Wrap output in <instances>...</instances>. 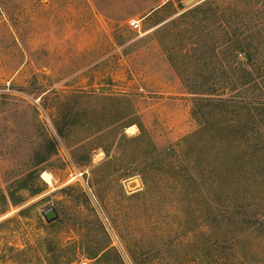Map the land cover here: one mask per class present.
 <instances>
[{"label":"rangeland","instance_id":"374dc122","mask_svg":"<svg viewBox=\"0 0 264 264\" xmlns=\"http://www.w3.org/2000/svg\"><path fill=\"white\" fill-rule=\"evenodd\" d=\"M188 1L0 0V264H264V0Z\"/></svg>","mask_w":264,"mask_h":264},{"label":"trees","instance_id":"16d2710c","mask_svg":"<svg viewBox=\"0 0 264 264\" xmlns=\"http://www.w3.org/2000/svg\"><path fill=\"white\" fill-rule=\"evenodd\" d=\"M216 2V0H207L206 2H204L203 4H202V6H200V7H198V8H195L194 10H191L189 13H191V14H194V13H201L202 12V10H203V8H206V10L208 11V12H212L213 11V6H214V4H216L215 3ZM168 4V3H167ZM167 4H165L164 6H162V8H164ZM237 45H235V47H236ZM234 47V48H235ZM240 46H238V48L236 49L237 51H241V49L239 48ZM248 56V60H250L251 59V55L249 56V54H247ZM263 91H264V88H263ZM205 101H207L208 103H211V101L210 100H201V102H200V106H201V104L202 103H204ZM219 103H220V106L219 107H215V109H221V111H218V113H219V115L221 114V115H223V116H225L226 115V112H227V109L229 110V109H232V105H229V103H228V101H225V100H219L218 101ZM199 106V107H200ZM199 107H197L198 109H199ZM235 107V106H234ZM262 111H264V106L262 107V109H261ZM197 110L194 108L193 109V114L194 115H197L196 112ZM199 111H201V109H199ZM202 112V111H201ZM203 113V112H202ZM138 123H136V122H133V120H131V122L129 123V126H134V125H137ZM138 126H139V128H140V130H141V132H142V135L144 134L143 132H145V130H144V128H143V126L141 125V124H138ZM196 135H194V136H192V137H195ZM145 138L146 137H144V140H145ZM137 140H139V138H136L134 141H137ZM189 140V139H188ZM188 140L187 139H184V142H188ZM187 142H186V144H187ZM216 173H219L220 175H221V177L223 176V175H225V174H227V172L225 171V170H223V169H219L218 170V172H216ZM21 187V186H20ZM25 190L26 188H24V186H22L21 187V190ZM220 193L217 195H215V199H219V197H220V194L222 193V191H219ZM37 193V192H36Z\"/></svg>","mask_w":264,"mask_h":264},{"label":"water","instance_id":"95a60500","mask_svg":"<svg viewBox=\"0 0 264 264\" xmlns=\"http://www.w3.org/2000/svg\"><path fill=\"white\" fill-rule=\"evenodd\" d=\"M193 0H189L188 2H186L185 4L187 5L188 3H190ZM44 218L48 223H52L54 221H56L59 218V215L56 211L55 208H50L49 210H47L44 214Z\"/></svg>","mask_w":264,"mask_h":264},{"label":"bare ground","instance_id":"6f19581e","mask_svg":"<svg viewBox=\"0 0 264 264\" xmlns=\"http://www.w3.org/2000/svg\"><path fill=\"white\" fill-rule=\"evenodd\" d=\"M135 129H136V127L135 126H132V127H129L128 129H127V131L130 133V132H134L135 131ZM127 132V133H128ZM134 134V133H133ZM52 177V176H51ZM43 178H44V180H46L48 183H50L52 180V178H50V175H48L47 173L46 174H44V176H43ZM51 180V181H50ZM52 184V183H51Z\"/></svg>","mask_w":264,"mask_h":264},{"label":"built area","instance_id":"2783aa9c","mask_svg":"<svg viewBox=\"0 0 264 264\" xmlns=\"http://www.w3.org/2000/svg\"><path fill=\"white\" fill-rule=\"evenodd\" d=\"M130 27H132L133 29H138V30L141 29L139 21H131ZM78 177H81V176H78ZM83 264H86V263H83Z\"/></svg>","mask_w":264,"mask_h":264}]
</instances>
